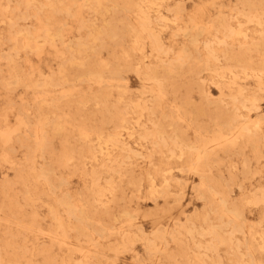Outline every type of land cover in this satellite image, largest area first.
<instances>
[{"label":"rangeland","instance_id":"rangeland-1","mask_svg":"<svg viewBox=\"0 0 264 264\" xmlns=\"http://www.w3.org/2000/svg\"><path fill=\"white\" fill-rule=\"evenodd\" d=\"M263 29L264 0H0V264H264Z\"/></svg>","mask_w":264,"mask_h":264},{"label":"bare ground","instance_id":"bare-ground-1","mask_svg":"<svg viewBox=\"0 0 264 264\" xmlns=\"http://www.w3.org/2000/svg\"><path fill=\"white\" fill-rule=\"evenodd\" d=\"M264 31V29H263ZM254 36H250V39H252ZM127 65H128V76L126 78V87L127 88H131V86L133 85V80H132V77H130V72L132 70V63L131 61H128L127 62ZM250 66L252 68H254V63L250 62ZM252 95H255L254 94V91L250 90L248 91L245 95L242 94L240 97H232L233 99V106L234 108H238L240 105H242L243 107H246L248 109H251L254 107V102L252 100H249L247 97H252ZM253 97H256V96H253ZM128 101L131 102L133 100V95L129 92L128 94V97H127ZM249 100V103H246L247 101ZM153 102H154V107L153 109L156 108V106H160V102H161V99L160 97H154L153 98ZM238 120V119H237ZM239 121V120H238Z\"/></svg>","mask_w":264,"mask_h":264}]
</instances>
